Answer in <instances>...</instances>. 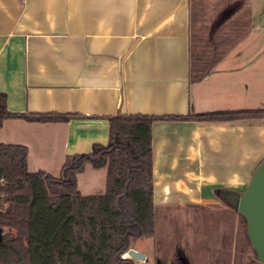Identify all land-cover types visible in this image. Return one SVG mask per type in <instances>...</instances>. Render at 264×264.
<instances>
[{
  "label": "crops",
  "instance_id": "crops-1",
  "mask_svg": "<svg viewBox=\"0 0 264 264\" xmlns=\"http://www.w3.org/2000/svg\"><path fill=\"white\" fill-rule=\"evenodd\" d=\"M249 6L253 15V0ZM189 16V0H0V93L7 109L80 116L66 122L6 120L0 143L25 146L28 170L56 177L68 156L107 143L108 116L256 109L262 80L256 72L251 88L247 65L219 62L203 79L189 81ZM263 121H153L149 236L159 254L166 233L158 218L177 214L187 232L178 236L181 242L209 239L215 246L217 256L207 263L194 256V264L252 260L221 256L232 255L241 239V217L220 192L245 190L264 158ZM137 243L130 248L139 251ZM175 253L174 248L170 256L150 252L135 263L182 264ZM185 258L191 264V257Z\"/></svg>",
  "mask_w": 264,
  "mask_h": 264
},
{
  "label": "trees",
  "instance_id": "trees-1",
  "mask_svg": "<svg viewBox=\"0 0 264 264\" xmlns=\"http://www.w3.org/2000/svg\"><path fill=\"white\" fill-rule=\"evenodd\" d=\"M189 3V81L196 82L244 36L250 20L247 9L240 18L225 10L223 15L231 17L207 30L201 0ZM75 117L80 116L10 112L0 93V127L10 119L47 123ZM245 118L264 120V108L185 116H108L107 143L93 144L90 153L68 156L56 177L29 171L25 146L0 143V264H136L124 253L135 239L154 230L153 121ZM85 165L106 168L102 194L79 193L77 173Z\"/></svg>",
  "mask_w": 264,
  "mask_h": 264
},
{
  "label": "rangeland",
  "instance_id": "rangeland-1",
  "mask_svg": "<svg viewBox=\"0 0 264 264\" xmlns=\"http://www.w3.org/2000/svg\"><path fill=\"white\" fill-rule=\"evenodd\" d=\"M253 2V15H251L249 0H201L203 12L202 23L204 27L207 28V30L209 29L212 31L216 28L220 21L223 19L226 21L229 17H231L229 15L226 18V15H223L225 14V10L234 11L235 15H233L239 18L244 15L242 13L244 10L247 9L249 11L250 21L244 36L235 44L233 48L227 51L220 62H227L230 65H238L240 67L247 65L249 73H252V75L249 74L246 79L248 85H250L251 88L254 87L257 72L258 78L262 80L261 84L263 94L260 97L258 96L257 101L254 103L256 104L254 108H264V0H253ZM256 66L261 71H256ZM257 81L259 83V80ZM105 175V167L95 169L90 165H85L83 169L77 173L79 193L82 195L102 194L105 191L106 185ZM100 183L101 186H97ZM93 184H96V187L92 189H85V185ZM166 215L167 217H163L164 219L157 217L160 231H165L166 233L164 236L165 244L163 245V252L161 253L163 254L162 256H167V254H169L173 248L177 252L175 253V256H178L179 263L182 264H187L185 256L191 257V264L197 263L194 262V256H201L202 258L206 259L205 263H207L209 256H217L213 252L215 246L209 239L202 243H195L193 245L187 244L186 242H181L178 239V236H181V234L184 236L187 234V232L183 231L184 227L182 224H178L176 220L177 214ZM205 225L210 226V221ZM240 227L241 239H236V246L233 250V254L230 255L228 252H226L221 254V256H248V260L252 259L257 261L256 264H264L263 262L256 260L255 252L251 248L249 240H246L245 238V231L242 224ZM136 240L138 243L135 247L142 254L149 255L150 252H153L155 255H161L157 251V243L152 241L149 235L137 238L133 242L135 243ZM173 243H175V245ZM150 248H153L152 251L148 250ZM172 255L174 256V253ZM234 264H243V262H237Z\"/></svg>",
  "mask_w": 264,
  "mask_h": 264
},
{
  "label": "water",
  "instance_id": "water-1",
  "mask_svg": "<svg viewBox=\"0 0 264 264\" xmlns=\"http://www.w3.org/2000/svg\"><path fill=\"white\" fill-rule=\"evenodd\" d=\"M220 195L244 218L250 246L256 259L264 263V158L252 169L245 190H222ZM126 254L134 259L145 258L144 254L132 248Z\"/></svg>",
  "mask_w": 264,
  "mask_h": 264
}]
</instances>
